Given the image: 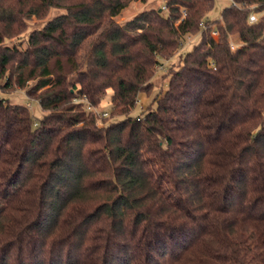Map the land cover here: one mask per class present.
I'll return each mask as SVG.
<instances>
[{
  "label": "trees",
  "instance_id": "obj_1",
  "mask_svg": "<svg viewBox=\"0 0 264 264\" xmlns=\"http://www.w3.org/2000/svg\"><path fill=\"white\" fill-rule=\"evenodd\" d=\"M133 1L0 0V264H264V0Z\"/></svg>",
  "mask_w": 264,
  "mask_h": 264
},
{
  "label": "rangeland",
  "instance_id": "obj_2",
  "mask_svg": "<svg viewBox=\"0 0 264 264\" xmlns=\"http://www.w3.org/2000/svg\"><path fill=\"white\" fill-rule=\"evenodd\" d=\"M229 3H230V0H214L213 8L207 13L206 16L209 19L219 18L220 14H221V10L225 6H227ZM158 7L163 8L162 0H145V1L136 0V1L130 2L121 11V13L116 17V19L118 21H123L126 19H130L131 17H133L135 14H137L138 12H140L142 10L149 9V8H158ZM62 12H63V10L59 9V8L50 9L48 15L44 18V20H42V21H38L35 19L30 20L28 23L27 31H29L30 29H33L34 27H38V26L42 25L44 23V21H46L47 19H49L55 15H58ZM197 38H198L197 35L186 36L183 40V45H182L181 49L176 54H174L172 57H170L169 59L162 61V63L157 68L156 75L153 78L154 90H153L152 94L148 95V96L146 94H140L139 95V103L137 104L136 112H139L140 110H144L146 107H148L150 105L151 97L159 89L163 90V88H165V82L167 79L166 71H167L168 66L169 65H173V66L177 65V63L179 61V54L185 50L190 49L192 47V45L194 44V42L197 40ZM230 40H231L232 46H235L237 41H238L236 37H233ZM109 95H110V91L102 100V102L100 104V109L98 108L99 111H107V109L109 108V104H110L109 103ZM0 98L8 99V101H10L11 103H20L23 105H28L31 113L35 117H39L42 113L40 110V107L38 105V102L34 99L28 98L22 89H17V90L12 91V92H3L0 90Z\"/></svg>",
  "mask_w": 264,
  "mask_h": 264
},
{
  "label": "built area",
  "instance_id": "obj_3",
  "mask_svg": "<svg viewBox=\"0 0 264 264\" xmlns=\"http://www.w3.org/2000/svg\"><path fill=\"white\" fill-rule=\"evenodd\" d=\"M256 19H257V13L254 12L253 10H251V11L249 12V14H248V20H249L250 22H253V21H255ZM210 34H211V36H212L213 38H215V39L218 37V32H217V30L214 28V26H211V27H210ZM229 45H230L231 48H234V46H232L231 40H229ZM102 114H103V115H106V112H103Z\"/></svg>",
  "mask_w": 264,
  "mask_h": 264
}]
</instances>
